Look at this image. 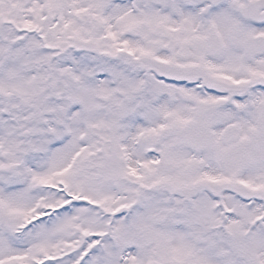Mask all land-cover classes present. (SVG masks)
Returning a JSON list of instances; mask_svg holds the SVG:
<instances>
[{"label": "snow or ice", "instance_id": "obj_1", "mask_svg": "<svg viewBox=\"0 0 264 264\" xmlns=\"http://www.w3.org/2000/svg\"><path fill=\"white\" fill-rule=\"evenodd\" d=\"M0 264H264V0H0Z\"/></svg>", "mask_w": 264, "mask_h": 264}]
</instances>
